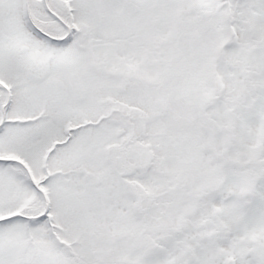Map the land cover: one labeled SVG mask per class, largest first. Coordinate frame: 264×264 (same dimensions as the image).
<instances>
[{"label": "snow or ice", "instance_id": "6c2138e0", "mask_svg": "<svg viewBox=\"0 0 264 264\" xmlns=\"http://www.w3.org/2000/svg\"><path fill=\"white\" fill-rule=\"evenodd\" d=\"M0 264H264V0H0Z\"/></svg>", "mask_w": 264, "mask_h": 264}]
</instances>
